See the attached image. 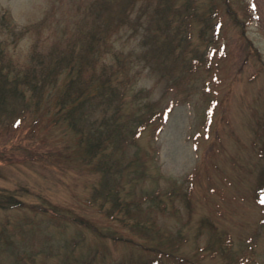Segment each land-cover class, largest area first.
I'll return each mask as SVG.
<instances>
[{"label": "rangeland", "instance_id": "obj_1", "mask_svg": "<svg viewBox=\"0 0 264 264\" xmlns=\"http://www.w3.org/2000/svg\"><path fill=\"white\" fill-rule=\"evenodd\" d=\"M230 1L228 6L215 0L224 50L200 65L191 80L196 88L166 90L165 79L147 70L138 81L169 110L161 126L144 136L145 142L154 138L158 149L159 182L190 183L189 211L177 200L181 210L173 208L161 218L172 235L181 234L179 256L152 250L147 240L102 211L92 198L99 173L77 157L73 134L51 126L39 129L36 139L7 140L5 156L12 161L0 162V187L27 189L28 202L47 200L64 208L59 215L31 205L0 208V232L14 234L21 244L33 234L34 250L21 245L25 254L36 255L26 264H63L69 256V264H77L81 255L91 256L89 264H145L154 256L161 264H264V0ZM91 2L0 0V19L6 15L18 28L30 27L19 42L8 44L10 53L25 61L35 42L47 49L72 37L78 27L89 26ZM200 2L204 10L206 0ZM4 28L0 22V33ZM114 38L118 47L135 42L124 31Z\"/></svg>", "mask_w": 264, "mask_h": 264}, {"label": "trees", "instance_id": "obj_2", "mask_svg": "<svg viewBox=\"0 0 264 264\" xmlns=\"http://www.w3.org/2000/svg\"><path fill=\"white\" fill-rule=\"evenodd\" d=\"M223 1L230 6V0ZM204 4L207 6L201 10L200 0H92L89 26L78 27L72 37L56 41L47 49L35 42L25 61L16 60L8 44L19 42L30 27L18 28L3 15L0 141L4 145L0 162L12 161L5 156L7 140L22 136L29 141L37 138L39 129L62 127L65 134L71 133L76 139L77 157L90 171L99 173L92 198L100 202L102 211L147 240L152 250L163 256H179L184 244L181 230L180 235H172L173 228L161 218L170 216L173 208L181 210L177 200L190 208V183L177 184L175 180L163 186L159 182L161 174L154 171L158 169V149L154 138L145 142L144 136L161 126L169 110L138 81L147 70L165 79L166 90L176 87L191 92L196 88L197 83L191 80L200 65L224 50L218 40L222 21L216 19L220 7L215 0ZM195 27L200 39L197 44ZM121 31L128 32L135 42L118 47L114 37ZM260 189L264 190V181ZM23 190L0 187V208L31 205L41 211L55 209L58 215L64 211L47 200L28 202L24 199L28 190ZM78 218L84 223L82 217ZM31 236L24 237L21 244L14 234L4 235L1 230L0 264H9L8 258L10 264L34 260L35 254L24 253L27 247L35 248ZM54 243L52 240V246ZM71 244L74 246L75 240ZM90 257L78 256L77 264H89ZM69 260L70 256L63 264H69ZM145 262L161 264L157 256Z\"/></svg>", "mask_w": 264, "mask_h": 264}]
</instances>
